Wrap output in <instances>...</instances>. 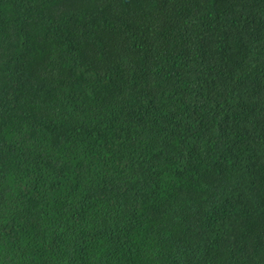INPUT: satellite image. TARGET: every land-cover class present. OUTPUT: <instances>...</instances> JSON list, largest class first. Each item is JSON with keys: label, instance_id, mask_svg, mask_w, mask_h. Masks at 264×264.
<instances>
[{"label": "trees", "instance_id": "trees-1", "mask_svg": "<svg viewBox=\"0 0 264 264\" xmlns=\"http://www.w3.org/2000/svg\"><path fill=\"white\" fill-rule=\"evenodd\" d=\"M0 264H264V0H0Z\"/></svg>", "mask_w": 264, "mask_h": 264}]
</instances>
